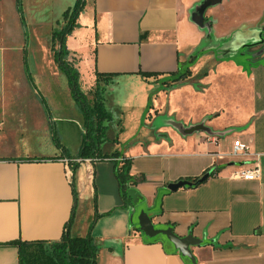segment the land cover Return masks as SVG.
I'll list each match as a JSON object with an SVG mask.
<instances>
[{
    "label": "crops",
    "instance_id": "obj_1",
    "mask_svg": "<svg viewBox=\"0 0 264 264\" xmlns=\"http://www.w3.org/2000/svg\"><path fill=\"white\" fill-rule=\"evenodd\" d=\"M78 1L22 0L23 26L17 0H0V264H19L18 248L7 242L59 240L72 214L73 234L85 235L93 224L102 244L98 264H195L167 237L141 232L139 207L156 228L197 238L190 246L196 264H264V46H248L245 61L232 56L239 49H205L208 34L192 19L203 0H85L67 47L96 79L97 72L113 74L104 94L112 120L101 148L131 159L140 200L123 206L114 163L101 160L80 163L76 201L65 158L82 145L83 116L70 94L39 91L35 62ZM224 38L216 34V41ZM14 49H23L20 72ZM164 98L167 114L201 130L153 128L146 106L151 100L157 108ZM235 140L250 152L231 154ZM257 155L259 179L230 177ZM180 180L193 184L168 188Z\"/></svg>",
    "mask_w": 264,
    "mask_h": 264
},
{
    "label": "trees",
    "instance_id": "obj_2",
    "mask_svg": "<svg viewBox=\"0 0 264 264\" xmlns=\"http://www.w3.org/2000/svg\"><path fill=\"white\" fill-rule=\"evenodd\" d=\"M85 0L78 1L75 6L67 9L63 13L65 24L61 28H57L52 36V49L54 50V58L59 64L60 69L68 77L69 85L75 98L78 107L83 116V128L85 133L83 136L82 145L76 156H68L71 161L73 176H75L80 163L73 161L76 158H90L94 162L101 160H110L114 163V172L118 179L119 190L124 201L123 206L129 208L139 202L140 195L135 189L137 179L131 175V159L122 156L116 151L112 154H107L102 151L101 145L107 138L108 123L112 120V114L107 109L105 103V90L113 74H105L97 72L96 87L93 89V97L89 99L80 89L79 76L76 69L70 63H67V55L69 50L66 46L67 36L78 26L77 19L83 8ZM17 8L21 17L23 26H25V16L23 11L22 0H17ZM210 23V32L212 34L213 24L207 18L203 19V23ZM263 33V32H262ZM58 42L59 48L55 49L54 45ZM264 42V37H261L258 43L245 44V47ZM199 55L193 57L188 63V66L194 64ZM222 60H229L222 59ZM28 72V78L31 76ZM143 76H151L153 73L141 72ZM188 73H180L176 75L174 80H180L188 76ZM33 86V85H32ZM149 106V105H148ZM54 141L61 146L59 140L54 134ZM74 179V178H73ZM197 180V179H196ZM74 183V193L77 201V191ZM74 221L72 214L66 223V229L62 233L59 240L48 241L43 239L38 240H22L20 238L11 240L7 244L16 246L19 253V264H98L99 255L102 249V244L97 242L91 234L92 225L85 235H77L71 232V226Z\"/></svg>",
    "mask_w": 264,
    "mask_h": 264
},
{
    "label": "rangeland",
    "instance_id": "obj_3",
    "mask_svg": "<svg viewBox=\"0 0 264 264\" xmlns=\"http://www.w3.org/2000/svg\"><path fill=\"white\" fill-rule=\"evenodd\" d=\"M210 2L212 3V0H210L209 3ZM206 18L212 21L213 29L212 34L209 35L208 33L210 31L208 27H203L204 31H206L208 34L207 39L203 43V47L205 49L211 47H216L217 49H239L235 55L232 56L238 61H245V49L248 48L245 47V44L258 43L261 37H263L261 33H264V0H223L219 5L210 8L209 12L206 13ZM64 24L65 21L63 16H61L56 28H61ZM72 32L69 35H71ZM216 34L222 36L225 35V38L223 40L220 39L219 41H216ZM262 45L264 46V42H260L259 44H254L251 46ZM52 47V41H50L49 49H45L44 53L37 59V62L33 60L35 62V68H38L40 64V69L38 72L39 76L37 75V72L35 75L37 88L42 94L46 96L56 94L66 96L70 94L73 97L68 77L60 69L59 64L54 61V50ZM59 47L60 45L58 42H56L54 48L57 49ZM67 49L69 50L67 55V63H70L72 67L77 70L80 89L89 99H92V91L96 87L97 82L95 74L93 73L92 68L88 67L85 58H82L80 55L74 56L68 47ZM217 52L220 55L223 53L224 55L222 56L225 57H227L229 54L227 50H218ZM22 53L23 49H14L12 51V63L14 65V70H18L20 67ZM16 78V90L21 92L24 88L23 80L20 78V75L16 76ZM178 83H180V81L173 80L166 87L167 89L173 88L177 86ZM167 100L168 98L161 100L160 105L157 108L152 105L151 100L148 101L146 111L151 108L153 109V111H151L148 115L152 127L158 130L164 127L168 129L172 128L184 135L193 134L194 132H183L182 129H179L182 127L181 125L179 126V124L177 125V123L180 122L177 118V115L166 113L168 112L166 106ZM182 124L187 126L184 123ZM139 216L140 207L138 208L135 215V221H138ZM160 236L166 237L164 234H160Z\"/></svg>",
    "mask_w": 264,
    "mask_h": 264
},
{
    "label": "water",
    "instance_id": "obj_4",
    "mask_svg": "<svg viewBox=\"0 0 264 264\" xmlns=\"http://www.w3.org/2000/svg\"><path fill=\"white\" fill-rule=\"evenodd\" d=\"M210 0H203L202 3L199 5L198 10L193 13L192 19L195 21L198 25L201 27L207 26L209 31H210V23L208 22L207 24L203 23V19L205 18L204 13L205 10L210 7L217 5L222 2V0H212V3ZM211 21V20H210ZM181 125L183 132H190L193 133L195 131L201 130V125H189V126H184L182 123H177V125ZM193 183L187 180H180L174 183H170L168 185V188L170 190H176L177 188L184 186V185H192ZM138 203V202H136ZM139 229L141 230L142 233L149 237H154L159 234H164L174 245L181 251V253L184 256L189 257L193 263L196 264L195 258L192 255V252L190 250L191 245H196L199 244L200 241L193 237V236H186V237H180L177 234L174 233L172 228H166V229H160L156 228L152 222V219L148 215V213L144 210L141 211L140 216H139Z\"/></svg>",
    "mask_w": 264,
    "mask_h": 264
},
{
    "label": "built area",
    "instance_id": "obj_5",
    "mask_svg": "<svg viewBox=\"0 0 264 264\" xmlns=\"http://www.w3.org/2000/svg\"><path fill=\"white\" fill-rule=\"evenodd\" d=\"M207 139L213 140L212 138L207 137ZM215 140V139H214ZM249 151V146L240 141V140H235L233 144V149L231 154L238 155V154H243L246 155L248 154ZM73 161L77 163H82L84 161H87L89 163L94 162L92 159L87 158V159H81V158H76ZM65 163L68 166V177L70 178L71 181H73V172H72V167H71V161L68 158H65ZM72 172V173H71ZM262 174V168L261 164L259 162V157L257 155V158L253 161V163L250 166H239L233 170L231 173L230 177L233 178H241V179H246V180H255L259 179Z\"/></svg>",
    "mask_w": 264,
    "mask_h": 264
}]
</instances>
